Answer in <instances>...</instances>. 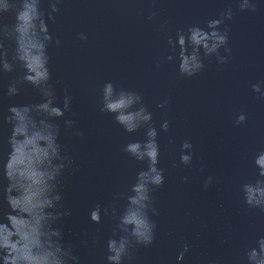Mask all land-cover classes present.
Here are the masks:
<instances>
[{"label": "clouds", "instance_id": "obj_1", "mask_svg": "<svg viewBox=\"0 0 264 264\" xmlns=\"http://www.w3.org/2000/svg\"><path fill=\"white\" fill-rule=\"evenodd\" d=\"M47 4V9L43 7ZM157 0H151L146 19L159 22V29L168 32V21L159 20ZM64 0H0V96L11 99L19 96L26 86L39 92L40 102L8 104L2 121L10 128L7 136L8 154L0 168V203L8 211L0 220V264H81L72 244H65L58 221L71 213L63 209L60 178L74 161L60 143V127L56 119L71 111L72 96L64 85L62 107L56 103V88L50 68L48 49H59L62 41L53 36L49 23L55 24ZM260 10L259 0H237L234 10L228 7L217 18L205 21V26L192 24L179 28L174 35H167L168 54L157 67L167 61H176L181 78L198 76L206 68L205 60L212 57L218 65H227L232 58L229 21L237 12L255 14ZM144 14V10H141ZM13 22H8V17ZM79 42H87L86 32L76 33ZM223 50V53L221 52ZM220 70V69H218ZM59 80L55 84H60ZM264 81L250 85L254 93L264 98ZM167 98L156 107H169ZM98 111L112 117L115 124L129 135L143 129V139L129 140L122 148L124 154L144 164L126 191L114 194L113 202L101 209L97 205L90 213L94 223L101 222V212L114 223L107 238L104 264H135L140 248H150L156 242L158 225L153 217L160 215L155 193L165 183V169L160 164V133H169L171 122L163 119L156 126L153 112L144 102L141 92L118 87L106 81L100 88ZM247 121L241 111L235 116L234 125ZM73 120H65V127L72 134L84 133L73 127ZM169 143H175L169 137ZM195 152L190 139L180 144L179 164L191 167ZM252 163L256 178L240 185L245 206L264 214V150L258 151ZM172 167H177L175 162ZM205 166L200 171L204 172ZM183 182L189 178L184 176ZM216 177L204 176L202 187L214 184ZM6 181V183H4ZM124 205L118 209L115 201ZM100 236L93 234L91 243L97 244ZM87 243V241L85 242ZM221 243H228L227 239ZM190 251L183 243L177 261H183ZM209 264H218L210 261ZM235 264H264V234L258 235L244 249Z\"/></svg>", "mask_w": 264, "mask_h": 264}]
</instances>
